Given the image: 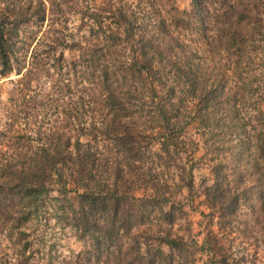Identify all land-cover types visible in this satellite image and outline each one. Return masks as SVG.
<instances>
[{"label": "trees", "instance_id": "1", "mask_svg": "<svg viewBox=\"0 0 264 264\" xmlns=\"http://www.w3.org/2000/svg\"><path fill=\"white\" fill-rule=\"evenodd\" d=\"M198 17L201 20L192 22L190 29L183 19L184 26L177 19L164 20L168 29L162 34L169 30L174 34L173 46L140 42L71 46L80 51L87 70L81 71L83 96H78L81 121L74 126L72 116L63 110V118L49 132L37 131L42 137L17 138L25 154L4 159L0 173L7 182L0 184L4 196L0 235L5 233L13 248L10 254L0 253V264H176L174 251L181 254L187 247L170 227L177 220L174 197L194 186V166L183 159L190 143L184 132L192 121L202 125L203 136L214 145L224 142L226 146L224 138L236 136L234 146L244 154L240 162L253 157L257 161L250 167L255 172L254 184L264 186V130L259 128L247 137L238 131L243 122L239 106L251 93L258 95V115L264 118L260 107L264 104V43L249 39L261 34L249 26L252 17L248 13L230 20L227 30L219 21V27L207 28L205 13ZM12 18L10 11H0V75L10 73L13 62L18 64L17 55L29 39L25 31V37L19 36ZM210 31L213 36L207 34ZM124 35L130 39L136 34ZM107 38L110 41L112 36ZM62 45L55 40L45 47ZM93 78H99L92 91L99 95L96 102L85 89V82ZM63 89L71 94L69 85ZM44 99L54 103L49 95ZM192 103L197 112L194 117ZM101 106L104 113L99 115L98 127L93 113ZM44 139L51 140L47 147L32 146ZM154 144L157 151L152 149ZM31 148H35L32 155ZM222 162L212 167L205 196L212 198L209 208L217 214L222 210L226 217L220 203L221 186H242L247 163L230 172L226 160ZM144 186H150L152 195L135 196ZM58 228L69 229L83 243V250L61 254L53 241ZM136 229L140 231L133 233ZM208 251L213 254L207 264H245L244 258L220 256L213 247Z\"/></svg>", "mask_w": 264, "mask_h": 264}, {"label": "rangeland", "instance_id": "2", "mask_svg": "<svg viewBox=\"0 0 264 264\" xmlns=\"http://www.w3.org/2000/svg\"><path fill=\"white\" fill-rule=\"evenodd\" d=\"M0 11H10L14 15L12 20L20 30L19 36L25 37L24 33L28 32L29 38L27 46L17 55L18 64L13 62V70L0 75L1 168L6 164L4 159L7 157L17 155L18 152L25 154L24 149L17 144L18 137L37 140L42 137L37 131L49 132L47 129H51L58 119L63 118V110H67L72 116L74 126L81 121L78 96L82 95L81 71L87 70L80 51L71 47L74 44L96 46L98 42H121L134 45L140 42L147 46H173L174 34L170 30L165 33L167 36L162 34L165 28L168 29L164 20L173 22L177 19L180 21L179 26H184L181 22L183 19L186 21L185 28L190 29L192 22L199 20L198 16L202 13L208 17L205 25L207 28L219 27V21L226 30L230 20L237 19L240 13H248L252 17L249 26L256 34H261L249 39L264 43V0H0ZM94 14L97 16L96 20L93 18ZM130 28L133 31L130 32ZM100 30L103 31L100 33ZM134 31L136 35L130 39L124 35V32ZM207 34L213 36L212 31ZM108 36H112L110 41ZM55 40L63 45L53 49L45 47ZM72 62H76L78 67L75 68ZM90 66L91 63L88 64V70L92 71ZM229 74L227 71L226 75ZM98 83L99 78L85 82V89L90 90L88 92L91 93V100L95 102L99 95H93L92 91ZM64 85L70 86L71 94H67V88L63 89ZM233 86L234 83L231 87ZM108 90L109 87L106 92ZM46 95L54 103H47L44 99ZM250 96L245 104L239 106L243 122L238 126V131L241 129L246 132L244 137L247 134L252 136L259 128L264 130V118L258 115V95L251 93ZM38 101L46 105L40 106ZM199 104L197 102L198 107ZM52 105L56 106L54 111H47ZM192 106L194 117L197 112L193 111L194 103ZM260 107L264 110V104ZM101 112L104 113L103 106L93 113L98 127L101 126ZM48 121L52 122L47 125ZM84 122L89 124L88 121ZM38 125L42 127H37ZM142 126L143 122L140 127ZM184 133L190 143L187 158L183 156V159H187L194 166V186L190 192L183 189L174 197L177 220L170 230L187 247L181 254L174 251L176 264H207L213 254L208 251L211 247L220 256L244 258L245 264H264V186L254 184L255 172L250 169L257 165V161L249 156L246 158L251 164L247 159L240 162L244 154L243 149L234 146L236 136L232 139L226 136V146L224 142L214 145L212 140L203 136L202 125L198 121H192ZM50 141L44 139L40 144L35 141L32 146L45 148ZM152 149L157 151L158 145L154 144ZM34 151L35 148H31L30 155ZM223 160H226V167L230 172L247 163L246 170L242 172V186H221L223 196L220 203L228 214L226 217H222V210L217 214L216 210L210 209L212 198L205 196L206 188L210 187L207 185H211V169L214 164H223ZM3 182L7 181L0 173V184ZM164 187L174 186L157 188ZM69 188H73L70 183ZM0 193L1 202L4 196ZM134 194L137 197L152 195L150 186L141 187ZM179 208H182L183 213ZM139 231L136 229L133 233ZM5 235H0V253L10 254L13 246L4 238ZM53 241L63 255L76 253L84 248L83 243L67 228H58ZM151 245L156 244L152 242ZM162 249L166 254L169 252L165 246Z\"/></svg>", "mask_w": 264, "mask_h": 264}]
</instances>
